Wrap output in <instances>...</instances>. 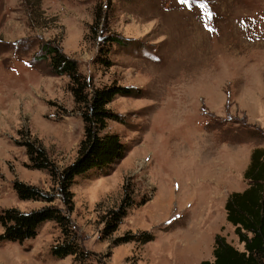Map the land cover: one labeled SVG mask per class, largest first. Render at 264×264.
<instances>
[{"label": "rangeland", "instance_id": "obj_1", "mask_svg": "<svg viewBox=\"0 0 264 264\" xmlns=\"http://www.w3.org/2000/svg\"><path fill=\"white\" fill-rule=\"evenodd\" d=\"M108 37L126 47L111 44L105 67L95 60ZM46 43L75 60L90 86L141 90L107 105L123 119L107 130L127 145L125 157L70 187L83 264H199L213 260L216 235L243 250L224 203L247 187L251 152L264 148V0H0V211L47 204L19 199L13 180L57 195L49 173L30 168L20 130L59 170L83 136L68 76L41 55ZM127 183L135 202L148 200L104 235ZM52 204L66 211L58 195ZM126 232L154 238L113 242ZM61 239L45 221L33 238L1 241L0 264H80L51 255Z\"/></svg>", "mask_w": 264, "mask_h": 264}, {"label": "trees", "instance_id": "obj_2", "mask_svg": "<svg viewBox=\"0 0 264 264\" xmlns=\"http://www.w3.org/2000/svg\"><path fill=\"white\" fill-rule=\"evenodd\" d=\"M106 43L109 48L100 49L104 52L96 57L95 62L109 67L111 61L106 59V55L109 53L110 45L115 43L126 47V42L120 38L108 37ZM41 52V55L48 58L53 72L68 76L69 89L76 109L80 112L83 136L73 161L59 170L36 139L31 138L27 131H19L22 138L21 145L26 150L30 168L44 169L49 173L55 184V193L61 199L66 211L52 204L57 195H51L38 186L13 180L12 189L19 199L42 200L47 204L28 212H21L16 208L1 210L0 224L3 231L0 233V242L3 240L23 242L33 238L43 222L54 221L60 228L62 239L52 245L51 255L56 258L72 255L75 260L83 264L84 258L89 253L79 242L68 216L74 205L70 187L77 177L86 176L89 172L108 174L111 167L125 157L128 151L127 145L118 133L107 130L108 121L123 122V119L107 105L116 96H136L141 90L115 81L102 86H90L84 75L78 71L76 61L68 58L55 46L49 43L43 44ZM243 177L248 181L247 187L242 191L231 192L224 203L226 219L234 226L239 241L243 242V250L235 248L223 236L216 235L212 251L213 260H202L199 264H264V148L252 150ZM124 186L122 201L105 215L102 230L104 235L118 228L130 207L148 200L147 198L135 202L132 197L134 193L132 185L127 183ZM153 238L149 232H142L139 235L126 232L113 242L145 243Z\"/></svg>", "mask_w": 264, "mask_h": 264}]
</instances>
